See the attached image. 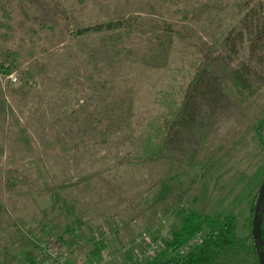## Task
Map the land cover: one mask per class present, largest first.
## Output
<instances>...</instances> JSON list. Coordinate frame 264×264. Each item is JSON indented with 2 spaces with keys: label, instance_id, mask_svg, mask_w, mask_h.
<instances>
[{
  "label": "rangeland",
  "instance_id": "obj_1",
  "mask_svg": "<svg viewBox=\"0 0 264 264\" xmlns=\"http://www.w3.org/2000/svg\"><path fill=\"white\" fill-rule=\"evenodd\" d=\"M263 175L264 0H0V264H139L188 211L249 241Z\"/></svg>",
  "mask_w": 264,
  "mask_h": 264
},
{
  "label": "trees",
  "instance_id": "obj_2",
  "mask_svg": "<svg viewBox=\"0 0 264 264\" xmlns=\"http://www.w3.org/2000/svg\"><path fill=\"white\" fill-rule=\"evenodd\" d=\"M116 24L117 22L108 20L97 24L95 27L110 29ZM85 29L87 28L83 27L76 32ZM258 35L261 36V34ZM231 59L230 53H225L221 61L224 65H228ZM1 71L6 70L2 69ZM230 75L241 89L250 91V82L241 67L232 68ZM251 207L253 206L251 205ZM236 225L237 222L232 213L201 215L196 211H188L181 216L179 229L173 231L167 241V245L173 249V253L167 256L161 255L140 264H258L257 251L253 244L251 232L248 241L246 236L236 233ZM259 230L264 241V206L261 212ZM196 232L201 233V241L192 244L183 254L177 255L174 252L175 247L185 242Z\"/></svg>",
  "mask_w": 264,
  "mask_h": 264
},
{
  "label": "built area",
  "instance_id": "obj_3",
  "mask_svg": "<svg viewBox=\"0 0 264 264\" xmlns=\"http://www.w3.org/2000/svg\"><path fill=\"white\" fill-rule=\"evenodd\" d=\"M9 78H10V81H14L15 75L10 74ZM142 236L144 237V247L135 257V260L139 264L146 262L147 261L146 259H151L159 251V249L164 246V244H165L164 240H165V236H167V234L164 237H161V236L160 237L159 236H152L151 237L148 234L143 233ZM200 241H201V233L196 232L192 237L187 239L178 248H176L175 252L177 255H181L184 252H186V249L188 246H190L194 243H198ZM47 250L50 253V255L53 258H55V261L58 262V264H67L64 260V256L56 254V252H55L56 250H55L53 245L48 246ZM106 259L107 258L105 257V255H103L101 261H105ZM70 264H97V263L96 262H92V263H82V262H74L73 263L72 262Z\"/></svg>",
  "mask_w": 264,
  "mask_h": 264
},
{
  "label": "water",
  "instance_id": "obj_4",
  "mask_svg": "<svg viewBox=\"0 0 264 264\" xmlns=\"http://www.w3.org/2000/svg\"><path fill=\"white\" fill-rule=\"evenodd\" d=\"M263 206H264V175L255 195L253 208H252L251 227H250L253 244L257 251L258 264H264V241L261 238L260 230H259V223H260V217Z\"/></svg>",
  "mask_w": 264,
  "mask_h": 264
},
{
  "label": "crops",
  "instance_id": "obj_5",
  "mask_svg": "<svg viewBox=\"0 0 264 264\" xmlns=\"http://www.w3.org/2000/svg\"><path fill=\"white\" fill-rule=\"evenodd\" d=\"M77 254V252L76 251H73V252H68L67 253V255L68 256H72V258L73 259H76V260H78V256L76 255ZM86 254V253H85ZM84 254V257H86V261L88 262V261H91L92 259H90L91 257L90 256H88V255H85ZM88 254V253H87ZM127 255H129L128 253L126 254V255H124V254H113L111 257H109L108 259H106L105 261H101L100 262V264H120L121 263V261H123V259H124V257L125 256H127ZM126 259V258H125ZM94 260V259H93Z\"/></svg>",
  "mask_w": 264,
  "mask_h": 264
}]
</instances>
